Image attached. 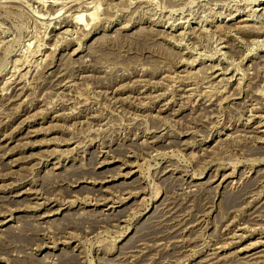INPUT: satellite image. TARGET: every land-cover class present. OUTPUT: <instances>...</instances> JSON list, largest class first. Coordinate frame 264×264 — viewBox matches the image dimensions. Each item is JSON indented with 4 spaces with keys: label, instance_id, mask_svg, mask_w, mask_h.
<instances>
[{
    "label": "rangeland",
    "instance_id": "rangeland-1",
    "mask_svg": "<svg viewBox=\"0 0 264 264\" xmlns=\"http://www.w3.org/2000/svg\"><path fill=\"white\" fill-rule=\"evenodd\" d=\"M0 264H264V0H0Z\"/></svg>",
    "mask_w": 264,
    "mask_h": 264
},
{
    "label": "bare ground",
    "instance_id": "bare-ground-1",
    "mask_svg": "<svg viewBox=\"0 0 264 264\" xmlns=\"http://www.w3.org/2000/svg\"><path fill=\"white\" fill-rule=\"evenodd\" d=\"M54 5V4H53ZM52 7H54V6H52ZM55 12V11H54ZM86 12V11H85ZM85 12H82V13H79L78 15H77V17L76 18H74V21L72 20H70V22H72L74 25H82L83 23H82V21L84 20L83 19V17L85 16V18L86 19H88V17H92V20H93V16H94V13H92V12H90L89 14H86V15H84V13ZM56 13V12H55ZM58 16H60L59 15V13H58ZM95 17V16H94ZM96 18V17H95ZM70 19V18H69ZM95 20V19H94ZM93 20V21H94ZM67 22V21H66ZM69 22V23H70ZM84 22V21H83ZM63 23V22H62ZM178 27H179V25H178ZM54 30V29H53ZM52 30V31H53ZM87 31V30H86ZM254 32V31H253ZM258 32V31H257ZM252 33V32H251ZM251 33H250V35H251ZM66 34V33H65ZM169 34V33H168ZM253 34H255V36H257L256 34L257 33H253ZM258 34H259V32H258ZM262 34V33H261ZM254 36V35H253ZM215 70V69H214ZM210 103V102H209ZM212 104V103H211ZM211 104H209V105H211ZM209 105H205V106H209ZM196 187L198 188L199 187V185H196ZM234 236V235H233ZM259 256V255H258ZM257 258V253H255V254H251V255H249V256H247V257H245L244 259H247L248 261H252V260H254V259H256ZM255 261V260H254Z\"/></svg>",
    "mask_w": 264,
    "mask_h": 264
}]
</instances>
